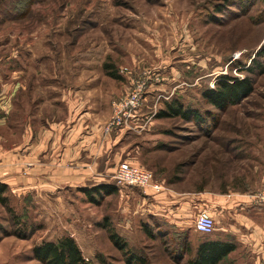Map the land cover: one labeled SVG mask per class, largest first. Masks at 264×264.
<instances>
[{
  "label": "rangeland",
  "instance_id": "obj_1",
  "mask_svg": "<svg viewBox=\"0 0 264 264\" xmlns=\"http://www.w3.org/2000/svg\"><path fill=\"white\" fill-rule=\"evenodd\" d=\"M263 44L264 0H0L3 178L13 177L5 171L6 154L25 162L17 182L5 183L12 212L0 204V264H42L34 247L66 237L90 264H129L133 254L148 264L194 258L187 231L170 225L153 204L155 195L113 179L122 161L153 172L166 197L170 190L227 188L264 200V74L246 71L263 60L257 57ZM225 75L250 77L254 92L218 111L203 93ZM137 84L146 100L119 128L102 178L44 189L40 181L51 176L47 154L63 146L77 117L104 125ZM174 101L201 121L158 118ZM30 173L37 176L33 185L26 181ZM99 184L117 192L92 202L81 191ZM213 210L214 233L196 241L217 239ZM114 234L126 250L115 245Z\"/></svg>",
  "mask_w": 264,
  "mask_h": 264
},
{
  "label": "crops",
  "instance_id": "obj_2",
  "mask_svg": "<svg viewBox=\"0 0 264 264\" xmlns=\"http://www.w3.org/2000/svg\"><path fill=\"white\" fill-rule=\"evenodd\" d=\"M81 117L83 118V114L75 120V127L69 130L66 139L63 140V146L60 144L47 154L52 163L46 166V172L51 176L40 181L46 190L66 181L81 183L95 176L102 178L101 170H106L110 166V162L107 163L110 159L106 156L114 150L118 132L105 134L107 122L102 126L88 125L87 120L83 118L84 121ZM88 155L93 157L91 164H87L85 160ZM5 156L7 157L3 164L9 167L5 171L7 175L13 177L8 178L10 182H7L8 179L3 178L0 168V182L11 185L17 182L15 178L18 177V167L23 164L25 166V162L22 158L19 161L16 152ZM102 159L105 160L103 164ZM116 159L117 156L113 161ZM27 160L30 159L27 157ZM28 163L32 162H26ZM34 174L30 173L26 180L32 182L31 185L37 178ZM18 181L22 182V179ZM169 192L168 197L162 193L153 196V204L161 209L171 226L177 230L187 231V244L193 247L195 252L201 243L196 241L197 236H200L195 228L197 216L203 212L211 214L213 208H216L219 226L215 240L233 241L236 244V250L228 259H232L235 264H264V200L257 202L255 197L227 188L224 191L203 189L194 192L174 190ZM231 235L234 240L229 239Z\"/></svg>",
  "mask_w": 264,
  "mask_h": 264
},
{
  "label": "trees",
  "instance_id": "obj_3",
  "mask_svg": "<svg viewBox=\"0 0 264 264\" xmlns=\"http://www.w3.org/2000/svg\"><path fill=\"white\" fill-rule=\"evenodd\" d=\"M257 57L263 60H253V63L247 68L249 73L264 74V44L257 53ZM254 92V82L250 77L237 78L232 76H221L212 89H208L203 93L204 100L218 111H226L229 107L240 104L244 99L249 97ZM194 117L195 120L201 121L202 116L196 111L185 110L183 105L174 101L166 105V109L158 113V118H183L188 120L189 117ZM120 129H115L113 132H118ZM110 133V134H111ZM129 161H122L121 163ZM134 165V164H132ZM138 166V165H134ZM116 168V170H117ZM116 172V171H115ZM8 185L0 182V204L12 212L9 208V198L6 196ZM84 194L95 202L94 196L106 195L110 196L117 192V188L113 185L99 184L90 188H82ZM17 234V233H16ZM23 232L17 234L19 237ZM115 245L121 250L127 249V244L123 243L116 234L111 235ZM194 258L190 259L186 264H220L228 258V256L236 250V244L233 241H218L205 237L200 241ZM187 249L190 250L189 244ZM190 252V251H189ZM32 254L35 260L42 264H90L84 257L81 249L73 238H62L57 242H45L34 247ZM129 264H148L146 259L138 255H131Z\"/></svg>",
  "mask_w": 264,
  "mask_h": 264
},
{
  "label": "built area",
  "instance_id": "obj_4",
  "mask_svg": "<svg viewBox=\"0 0 264 264\" xmlns=\"http://www.w3.org/2000/svg\"><path fill=\"white\" fill-rule=\"evenodd\" d=\"M143 88L142 84H137L126 97L114 104L113 115L104 128L105 134H110L115 129L127 126L136 117V113L142 108L146 100L143 95ZM113 179L120 186L139 188L145 192H151V195H158L166 190L153 172L128 162L118 166ZM195 228L199 233L209 236L215 231V219L208 212L200 213L197 216Z\"/></svg>",
  "mask_w": 264,
  "mask_h": 264
}]
</instances>
